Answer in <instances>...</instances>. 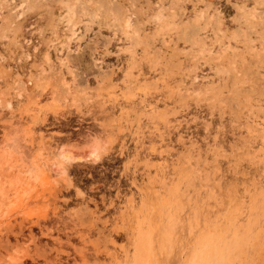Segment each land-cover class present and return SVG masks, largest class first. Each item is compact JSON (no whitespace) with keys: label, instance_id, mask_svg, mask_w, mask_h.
<instances>
[{"label":"rangeland","instance_id":"rangeland-1","mask_svg":"<svg viewBox=\"0 0 264 264\" xmlns=\"http://www.w3.org/2000/svg\"><path fill=\"white\" fill-rule=\"evenodd\" d=\"M0 264H264V0H0Z\"/></svg>","mask_w":264,"mask_h":264},{"label":"bare ground","instance_id":"bare-ground-1","mask_svg":"<svg viewBox=\"0 0 264 264\" xmlns=\"http://www.w3.org/2000/svg\"><path fill=\"white\" fill-rule=\"evenodd\" d=\"M7 143H9V141L7 140ZM95 153L94 152H92V153H90V156H93ZM59 156H60V158H62L63 160H65V161H70V160H72L73 158H72V155H69V154H67V153H60L59 154ZM26 170V169H25ZM24 170V171H25ZM32 171V170H31ZM26 173H27V170H26ZM29 173H30V171H29Z\"/></svg>","mask_w":264,"mask_h":264}]
</instances>
